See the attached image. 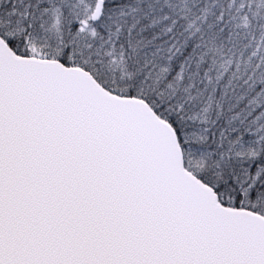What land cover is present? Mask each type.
<instances>
[{
    "label": "snow or ice",
    "instance_id": "obj_1",
    "mask_svg": "<svg viewBox=\"0 0 264 264\" xmlns=\"http://www.w3.org/2000/svg\"><path fill=\"white\" fill-rule=\"evenodd\" d=\"M0 264H264V0H0Z\"/></svg>",
    "mask_w": 264,
    "mask_h": 264
}]
</instances>
